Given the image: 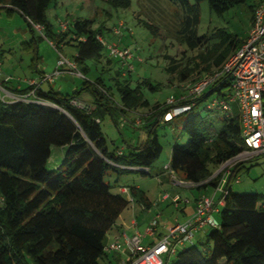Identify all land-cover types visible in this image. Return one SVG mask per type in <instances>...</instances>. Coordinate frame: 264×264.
<instances>
[{
	"label": "trees",
	"instance_id": "16d2710c",
	"mask_svg": "<svg viewBox=\"0 0 264 264\" xmlns=\"http://www.w3.org/2000/svg\"><path fill=\"white\" fill-rule=\"evenodd\" d=\"M172 1L185 10L182 35L196 49L205 39L197 31L201 2L208 1L213 13L223 15L248 0H195L196 4L189 0ZM53 2L0 0L10 6L9 11L22 14L30 26L33 25L29 20L42 26L44 37L56 48L62 44L76 47V63L86 77L87 61L99 62L104 57L105 47L98 39L103 35L94 29L95 21L91 19L77 21L67 31L56 33L47 18ZM111 2L116 7L129 8L132 0ZM242 45L235 40L228 45L223 40L207 55L200 56L205 65L203 70L209 74L221 69L233 54L231 49L237 50ZM37 46L36 38L23 48L37 54ZM108 62L113 60L108 58ZM169 70L175 71L176 66ZM191 75V70H186L179 77L186 81ZM145 84L156 90L151 83ZM116 85L123 114L151 106L140 87L132 88L128 82ZM232 87V78L223 77L200 98L179 101L178 106L192 107L173 119L195 110L213 93L225 98ZM34 90L22 92L27 95ZM86 90H91L94 98L91 112L71 103ZM35 94L29 102H8L0 94V264H101L107 255V236L131 202L135 200L145 209L151 207L146 193L138 186H120V192H115L105 178L109 173L123 176L142 172L146 176L155 170L154 165L164 152L157 127L159 122L171 121L164 120L171 107L167 103L153 107L145 123L146 141L124 151L110 149L102 129L104 115L111 113V107L105 102L110 98L109 91L101 79L86 80L81 91L74 95L54 90H35ZM209 105L207 110H219L210 109ZM184 130L189 142L173 146L171 168L183 172L184 180L199 189L216 188L223 172L215 175V171L243 151L239 115L227 114L220 128L207 117L196 115L188 120ZM54 148L63 149L64 158L57 168L50 169ZM241 166L236 164L230 175L219 227L210 229L203 248L198 247L202 245L199 242L182 249L171 264H264V195L234 192L231 185L236 182ZM124 188L129 190L130 197L122 193Z\"/></svg>",
	"mask_w": 264,
	"mask_h": 264
},
{
	"label": "rangeland",
	"instance_id": "374dc122",
	"mask_svg": "<svg viewBox=\"0 0 264 264\" xmlns=\"http://www.w3.org/2000/svg\"><path fill=\"white\" fill-rule=\"evenodd\" d=\"M189 1L191 4H196L195 0ZM256 3V0H248L247 3L235 6L223 15H217L211 11L208 1L201 2V19L197 31L198 36L205 39L204 44L196 49L191 48L182 35L185 10L180 4L172 0H132L129 8L116 7L111 0H54L47 11V18L56 33L63 31V24L72 28L77 21L94 20V29L102 33L109 45H118L133 52L134 58L130 61L133 67L132 71L118 60L109 63L108 50L105 48L104 57L101 61H87L89 72L86 76L92 82L101 79L104 88L109 91L110 98H106L105 102L111 107V113L107 112L102 122V129L109 148L127 147L129 150L130 145L136 144V141L138 144L141 136L148 134L145 123L153 107L165 105L172 98L179 101L189 99L191 89L188 87L194 84L195 80L198 82L207 74L203 70L205 65L202 63L201 55H207L223 40H227L228 45L233 40L240 44L247 42L253 25L254 12L252 7ZM120 22H124L125 26L120 29L122 34L117 35L114 29L119 26ZM39 37H44V35L40 33ZM39 44L49 57L59 56L60 52L70 56L76 51L74 46H67L65 49L59 47L58 49L47 38H43ZM239 49L231 50L235 53ZM17 56L20 58L21 54L18 53ZM173 65L176 66V70L170 71L169 68ZM186 70H191L192 75L186 81H182L179 74ZM120 72L122 73L121 76L118 75ZM85 80L83 78L82 82ZM145 81L154 85L156 90H151ZM117 82L121 84L128 82L132 88L140 87L151 106L123 114ZM4 92V89L0 87V93ZM217 96L218 93H213L206 101L200 102L195 110L168 123L159 122L157 134L164 147V152L155 163V170L146 176L142 172L123 176L109 173L105 180L113 187V191L116 192L120 186L124 185L144 184V186L154 187L158 193L161 192L157 180V170L170 164L172 148L175 144H188L189 136L184 130L188 120L196 115H201L215 122L219 128L223 125V120L227 115L225 112L206 109L207 104L211 103ZM2 98L6 99L3 96ZM92 104H95L94 101ZM232 107L234 113L238 114L237 104H232ZM92 108L94 107L92 106ZM63 158V149L54 148L48 167L50 169L57 168L62 163ZM240 163L242 166L237 178L239 182H233L234 192L264 195V157L251 158ZM234 167L235 165L232 170ZM229 168L227 167V169ZM177 178L179 180L184 178L183 172H179ZM178 188L166 187V190L171 193L162 191V194L172 196V193L185 194L188 192L186 188L174 190ZM209 188L212 190V187ZM193 192L199 194L201 190L193 189ZM183 198L186 197L183 196ZM138 207L140 208L139 205ZM170 207H172L170 204L164 205L162 212L168 210L167 214H171L173 208ZM217 219L220 220L219 215H217ZM206 243L207 240L203 239L200 243L202 245L198 247L203 248ZM106 263V259L101 260V264Z\"/></svg>",
	"mask_w": 264,
	"mask_h": 264
},
{
	"label": "built area",
	"instance_id": "2783aa9c",
	"mask_svg": "<svg viewBox=\"0 0 264 264\" xmlns=\"http://www.w3.org/2000/svg\"><path fill=\"white\" fill-rule=\"evenodd\" d=\"M2 6L0 3V7ZM29 22L33 27L43 32L42 26L33 24L31 20ZM124 26L125 23L120 22L119 26L114 29L115 34L121 35L120 29L124 28ZM62 28V32H65L69 27L67 24H63ZM98 39L107 48L110 59L123 62L124 66H128L130 71L133 70L130 61L133 60L134 54L130 49L121 48L118 45H109L103 36H99ZM81 40L85 39L81 38ZM51 44L54 45L52 42ZM66 65L78 71L77 64L68 61L60 53L56 74H60ZM225 76L232 78V92L225 98H215L210 103L209 108L219 109L226 114H232L234 112L232 104H237L238 106L243 151L220 168L221 172L230 175L234 165L251 158L264 157V0L257 1L253 25L247 42L230 56L221 69L206 74L198 82L190 85L188 87L191 89L189 99L200 98L212 85H215ZM35 97L34 90L31 95L18 97L16 101L29 102L31 98ZM177 101L179 100L175 98L169 99L167 104L171 109L166 113L165 121H170L174 117L191 110V105L178 106L179 102L177 103ZM71 103L74 107L81 110L92 111L91 105L78 98L73 99ZM227 167L230 168L227 169ZM164 169L172 176L175 184L180 186L187 185V181L177 178V172L171 168L170 164L166 165ZM236 182H239V179ZM227 185L228 178H222L215 188L214 195L203 196L199 199L195 215L186 224H177L169 228L167 234L154 245L145 246L143 244V236L140 233L130 236L124 232L122 238L132 254L130 264H164L166 255H175L180 245L192 243L199 231L207 227L210 229L218 228L220 222L213 215L219 213L221 211L220 207L223 208L225 204V198L228 194ZM121 191L124 194H129L127 188ZM169 199H171L169 194L163 196V200ZM172 201L178 206L182 198L176 195L172 198ZM159 218V216H156L152 220L146 230L147 234L156 235L160 224ZM121 250L122 245L119 241L105 247L106 253L120 252Z\"/></svg>",
	"mask_w": 264,
	"mask_h": 264
},
{
	"label": "crops",
	"instance_id": "0c3cea01",
	"mask_svg": "<svg viewBox=\"0 0 264 264\" xmlns=\"http://www.w3.org/2000/svg\"><path fill=\"white\" fill-rule=\"evenodd\" d=\"M8 8H10L9 5H3L0 7V87L5 91L4 93H0L1 96L6 98L5 100L8 102H15L18 97L31 95L32 92L27 95H23L24 92H22L29 88L42 91L54 90L63 95H74L76 92L81 91L85 83L82 82V79H88L79 73L82 68L76 63L78 49L76 48L75 53L70 54V56L64 54V52H60L68 61L77 64L78 71L73 70L66 65L60 74H56L59 56L49 57L45 50L41 49L39 43L45 37L41 38L39 37V34H43V32L30 26L28 20L18 11H9ZM36 38L38 40L37 54H35L34 51H27L23 48L24 44L30 43ZM67 46L73 45L62 44L60 47L65 49ZM18 53L21 54L20 58L17 56ZM33 60H35V62ZM78 99L93 106L92 103L94 98L91 94V90L83 92ZM146 139L147 135L144 134L141 136L138 144L136 141V144L130 146H138L145 142ZM119 149L126 151L127 147H121ZM164 167L165 166L160 168V170H157V180L161 187V192L158 193L154 187L144 186V184L135 185L146 193V196L151 202V207L145 209L141 203L135 200L131 202L129 207L118 219L114 228L109 232L106 241V246L119 241L122 245V250L120 252L113 251L107 253L105 257L107 261L106 264H130L132 254L122 238L124 232L130 236L140 233L143 236V244L145 246L154 245L167 234L169 227L185 223L195 215L198 201L201 197L214 195V187H212V190H209L210 188L199 189L198 185L192 182H187L186 186L175 184L174 179L167 171H165ZM219 173H221L220 169L215 175ZM230 175H226L223 172L222 178L227 177L229 181ZM181 180H184V178H181ZM121 187H126V185ZM166 187L186 188L188 189V192L185 194L179 192L172 193L171 199L165 201L163 200L165 194H162V191H165V193H171L166 190ZM179 188L174 190H179ZM231 188L234 190L233 183ZM193 189H199L201 192L197 194L193 192ZM116 192H120V189L116 190ZM125 195L128 196V194ZM176 195H182V201L178 206L172 201V198ZM183 196L186 198H183ZM166 204L172 206L170 207L173 208L171 214H167L168 210L162 212V207ZM174 209L177 210V213H175ZM220 209L222 210L221 207ZM217 215L220 216V212L213 215L214 218L220 222V220L217 219ZM156 216L160 217L159 222H161L156 235L151 236L146 233V230L150 225V222ZM209 231L210 228L208 227L199 231L195 235L192 243L180 245L178 251L189 247L192 244H197L203 241V239H206ZM177 253L171 256L166 255L164 257V264H171V262L176 259Z\"/></svg>",
	"mask_w": 264,
	"mask_h": 264
},
{
	"label": "water",
	"instance_id": "95a60500",
	"mask_svg": "<svg viewBox=\"0 0 264 264\" xmlns=\"http://www.w3.org/2000/svg\"><path fill=\"white\" fill-rule=\"evenodd\" d=\"M51 105L53 106L54 109L63 111L64 113H66L67 115H69L64 109H61V108H59L58 106H56L54 104H51Z\"/></svg>",
	"mask_w": 264,
	"mask_h": 264
},
{
	"label": "bare ground",
	"instance_id": "6f19581e",
	"mask_svg": "<svg viewBox=\"0 0 264 264\" xmlns=\"http://www.w3.org/2000/svg\"><path fill=\"white\" fill-rule=\"evenodd\" d=\"M53 107V106H52Z\"/></svg>",
	"mask_w": 264,
	"mask_h": 264
}]
</instances>
